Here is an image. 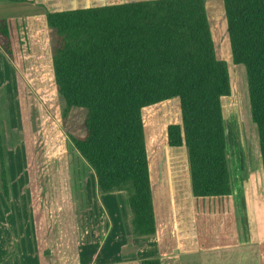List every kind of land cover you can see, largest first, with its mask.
I'll return each instance as SVG.
<instances>
[{
    "label": "trees",
    "instance_id": "obj_1",
    "mask_svg": "<svg viewBox=\"0 0 264 264\" xmlns=\"http://www.w3.org/2000/svg\"><path fill=\"white\" fill-rule=\"evenodd\" d=\"M20 2L23 0H12ZM232 62L243 66L264 183V0H222ZM52 72L67 120L83 109V133L67 139L93 171L100 194L125 192L132 237L156 233L143 108L177 98L180 123L166 129L185 147L193 197L231 194L221 98L227 64L217 57L205 0H143L47 11ZM0 48L13 57L10 23ZM0 187L8 178L0 152ZM139 264H161L158 257Z\"/></svg>",
    "mask_w": 264,
    "mask_h": 264
},
{
    "label": "rangeland",
    "instance_id": "obj_2",
    "mask_svg": "<svg viewBox=\"0 0 264 264\" xmlns=\"http://www.w3.org/2000/svg\"><path fill=\"white\" fill-rule=\"evenodd\" d=\"M117 1L95 0L86 6ZM205 7L216 55L226 62L229 72L230 95L221 98L227 165L234 189H246L249 210L243 219L244 229L236 230L227 200H198L195 210L201 250L178 251L181 262L165 259L163 264H264V183L246 73L231 59L222 0H205ZM18 11L21 9L13 10V14ZM14 19L9 21L13 57L0 48V152L8 178L7 199L0 187V247L12 246L27 255L29 264H36L35 232L39 231L44 250H49L46 258L50 259L59 229L53 231V226L72 215L79 257L74 263L138 264L141 259L158 257L154 256L158 249L153 241L126 239L130 233L126 193L100 194L93 171L67 139L66 131L83 133L85 111L75 108L67 120H62L63 105L52 72V30L38 21L33 31L26 21ZM142 110L147 156L152 165V160L158 161L166 176L165 198L156 204L159 228L161 225V233L167 232L169 245L183 244L180 237L186 236L191 210L184 186L185 148L168 147L164 131L168 124L179 121L178 104L172 98ZM165 115L172 117L164 119ZM158 171L157 165L153 173ZM176 191L178 199L169 194ZM241 202L240 196V209ZM236 233L239 238L251 235V240L244 237L238 242Z\"/></svg>",
    "mask_w": 264,
    "mask_h": 264
},
{
    "label": "crops",
    "instance_id": "obj_3",
    "mask_svg": "<svg viewBox=\"0 0 264 264\" xmlns=\"http://www.w3.org/2000/svg\"><path fill=\"white\" fill-rule=\"evenodd\" d=\"M136 1H143V0H120L114 3H105L103 2L102 4H97L96 6H102V5H113V4H121V3H127V2H136ZM145 1V0H144ZM95 3V0H23L20 2H15L12 0H0V19H6L7 21H10L11 19L14 20H19V21H26L27 23L30 24L32 30H35L34 27V22H40V25L42 23H45L46 27V12L47 11H62V10H70V9H77V8H85V7H93V6H86V5H92ZM81 4L82 7H78L77 5ZM17 6V9H15V7ZM18 5L20 7H18ZM72 6V7H70ZM23 7V8H22ZM21 9V11L18 12H14L13 14V10H19ZM24 12V13H21ZM13 15V16H12ZM170 100V99H169ZM174 101L177 102L178 104V116H179V121L175 122V123H180V106H179V100L174 99ZM168 101V100H166ZM164 102V101H163ZM159 104V103H158ZM157 105V104H155ZM153 105V106H155ZM146 109H150V108H146ZM143 111V110H142ZM167 117H172L171 115H165L164 119ZM142 119H143V115H142ZM143 123H144V136H145V144L148 147V141L146 139V132H145V122L143 119ZM173 124V123H170ZM169 125V124H168ZM167 125V126H168ZM167 126L165 127L164 131H166ZM225 129V128H224ZM163 131V133H164ZM166 139H167V134H166ZM150 143V142H149ZM166 145L168 146V144L166 143ZM146 147V150L148 149ZM170 147V146H168ZM184 147V146H183ZM183 147H170L173 149H177V148H183ZM185 148V147H184ZM186 151V150H185ZM185 153V165H186V175L185 178L187 177V180L185 179V185L186 189H187V194H186V201L189 203V206L191 208V210H188V213L190 215L189 219L187 220L185 226H186V236L183 235V244H181L180 242H177L173 245H169L168 240L166 238V233L165 237L164 234L161 233V225L159 228V223L157 220V211H156V204L158 203V199H162L164 200L165 198V191H166V184H165V175H163V172L161 171V169L159 168L160 165L158 163V161H153L152 163L154 165L151 164L150 159L148 158V165H149V176H150V183H151V194H152V200H153V206H154V216H155V225H156V233L154 236H150L151 238H148L147 236L145 237H141V238H136V237H132L131 232H130V227H129V234L127 236L126 239L129 240V238L131 237V240H138V241H153V244L155 246H157V255L154 256H158V258L161 261V264H163V261L169 260V261H176L177 259L181 262V259L178 255V251H182V252H189V251H200L201 247H202V240L199 239V232H198V228H197V222H196V210H195V204L198 200H206V199H225L229 202V212L232 214V220L234 223V226L236 227V230L239 229V227H241L242 229H244V225H243V219L246 220L245 215L246 211L249 210L248 208V201H247V196H246V189L243 186L242 189L240 187H238L239 189L236 191L234 189V185H233V181H232V176L229 170V175H230V184H231V194L229 196H223V197H205V198H197L196 199L191 196V191L189 192V188L188 185L190 186V181H189V174H188V164H187V160H186V152ZM226 151H227V147H226ZM172 153V151H171ZM158 165V174L157 173H153V168H156V166ZM229 169V166H228ZM175 177L174 174L171 175V177ZM170 178V177H169ZM180 179V178H179ZM183 186V194H185V187ZM175 193H178V191L176 192H171L169 194H171V196H175L178 199V195H176ZM248 195V194H247ZM242 197V202L240 204H242V210L240 208H238V204L237 201L239 199V197ZM174 198V197H173ZM249 213V212H248ZM130 214V212H129ZM70 218V219H69ZM73 217L72 215H70L66 221H63L62 223L59 224H55L56 226H53L54 229L59 228L56 233H55V240H56V244H53L52 241V245L54 246V250L53 251V256L50 259H47L46 256L49 253V250H44V237L43 234L41 232H35V238H36V242H37V246H36V252H37V256H36V264H77L74 263V259L77 260V258H79L76 254V244L77 241L75 239H77L76 236V224L75 222L72 220ZM243 225V226H241ZM163 228H164V224H163ZM239 232V231H238ZM53 233V232H52ZM184 234V233H183ZM237 234V233H236ZM130 235V236H129ZM240 234H237L236 237H238ZM246 238L247 240H251V235H247V236H241L240 238L238 237V242L241 241L242 238V242H243V238ZM166 238V239H165ZM89 241V240H88ZM202 241V242H201ZM5 242V240H4ZM2 242V245L3 243ZM6 244V242H5ZM74 248H75V253H74ZM57 252V254H56ZM130 255V254H129ZM96 255H94L95 257ZM73 261V263H72ZM0 264H29L28 263V259H27V255L17 251L13 250L12 246H8L5 247L2 246L0 247ZM139 264V262H138ZM198 264V263H196Z\"/></svg>",
    "mask_w": 264,
    "mask_h": 264
}]
</instances>
